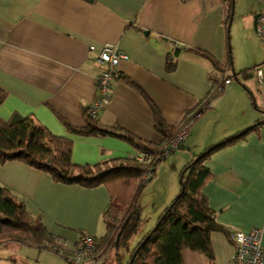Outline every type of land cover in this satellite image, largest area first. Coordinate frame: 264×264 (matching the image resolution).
<instances>
[{"label": "crops", "instance_id": "obj_1", "mask_svg": "<svg viewBox=\"0 0 264 264\" xmlns=\"http://www.w3.org/2000/svg\"><path fill=\"white\" fill-rule=\"evenodd\" d=\"M240 1L224 5L222 0H0V87L6 91L0 118L6 120L13 113L30 116L51 133L70 138L71 161L76 164L138 151L119 137L69 132L61 120L84 124V109L97 96L99 52L104 43H112L128 58L116 65L111 96L98 113L102 124L119 125L160 143L163 134L154 127L151 103L167 124L175 125V131L194 111L200 112L178 149L159 162L148 185L159 184L162 191L157 209L174 197L178 188L174 177L195 154L260 120L256 128L204 160L211 177L202 191L226 229L260 227L264 251V84L252 67L264 57L253 24L264 0L241 11ZM227 15L231 16L228 25ZM230 26L233 31L243 28L246 43L243 61L236 66L239 72L233 65L240 61L230 46L231 67L225 73L232 71L238 81L231 78L206 107L212 84L209 74L218 72L191 48L207 50L219 62L229 61L226 30L229 34ZM169 55L175 59L172 69L165 67ZM169 168L171 176L166 173ZM0 182L23 197L29 211L68 246L79 231L96 236L100 225H105L102 213L109 194L103 184L55 181L48 172L15 159L0 161ZM211 245L212 262L205 253L186 247L181 251L184 264H226L234 250L232 240L215 230Z\"/></svg>", "mask_w": 264, "mask_h": 264}, {"label": "trees", "instance_id": "obj_2", "mask_svg": "<svg viewBox=\"0 0 264 264\" xmlns=\"http://www.w3.org/2000/svg\"><path fill=\"white\" fill-rule=\"evenodd\" d=\"M230 17L227 15V25ZM226 41L229 57L226 62H219L207 50L191 48L208 59L217 70V74H209L213 82L230 76L225 73L231 67L228 30ZM174 63V57L167 56L165 67L172 69ZM120 78L140 90L126 75H121ZM5 97L6 91L0 87V104ZM151 105L154 127L163 134L160 143L143 139L119 125L102 124L98 116L92 117L89 114L88 106L84 109V124L81 126L72 125L60 117L69 132L84 136L119 137L135 149L148 152V161L125 156L94 164H76L71 161L73 142L70 138L55 135L34 118L18 113H13L6 120L0 118V161H23L48 172L55 181L83 186L103 184L109 194V204L103 211L102 218L109 233L105 242L100 243V257L109 247L127 244L137 230L141 190L156 172L157 165L162 160L157 156L175 131V125L167 124L157 108L152 103ZM259 122L260 120L210 145L183 166L179 193L158 216L156 228L148 229L132 248L130 256L138 247L131 264H184L181 251L186 247L205 253L210 262L214 260L211 232L222 231L228 236V231L216 220L215 212L202 191L203 185L211 177L209 168L203 162L215 150L235 142L249 130L256 128ZM147 169L151 170V175L145 182H141V175ZM143 239L144 242H141ZM5 241H17L39 249H49L50 244L55 242V237L41 219L29 211L21 196L8 186H0V243Z\"/></svg>", "mask_w": 264, "mask_h": 264}, {"label": "built area", "instance_id": "obj_3", "mask_svg": "<svg viewBox=\"0 0 264 264\" xmlns=\"http://www.w3.org/2000/svg\"><path fill=\"white\" fill-rule=\"evenodd\" d=\"M227 5L230 0H222ZM255 31L259 41L264 45V5L259 11ZM128 58L125 51L119 50L110 42L102 45L98 59L102 64L96 76L97 96L89 103L88 112L92 117L98 116L102 106L109 100L111 94L109 87L115 76L116 65L121 59ZM257 80L264 84V71L260 65L255 67ZM231 77L226 76L217 82H213L205 97V106L211 105L212 101L219 95L224 88V84L230 81ZM199 110L194 111L192 115L184 119L173 133L168 143L158 154V158H165L171 150L178 147L180 141L185 138L188 128L195 116L199 115ZM129 158L141 161H148L150 155L148 152L138 150L128 154ZM151 175V170L147 169L141 175V182H145ZM228 237L232 240L234 250L226 264H264V251L261 241V228L254 226L248 231H242L233 228H227ZM101 241L92 233L79 231L77 239L73 245H66L61 238L55 237V242L50 244L49 249L56 253H61L67 264H96L100 252Z\"/></svg>", "mask_w": 264, "mask_h": 264}, {"label": "rangeland", "instance_id": "obj_4", "mask_svg": "<svg viewBox=\"0 0 264 264\" xmlns=\"http://www.w3.org/2000/svg\"><path fill=\"white\" fill-rule=\"evenodd\" d=\"M258 1L262 2L263 4V0H241L240 11L254 6ZM242 32H243V28L241 26L234 27V31L233 29L231 30V26L229 28V43L231 49H233L234 46V51L236 52V55L240 61V62L237 61L234 62L233 67L236 69V72H239V69L236 66L243 61L244 54L246 53V46H245L246 43H244V37L242 36ZM260 44L261 47L264 49V45L261 42ZM258 65L261 66L264 65V57H263V62ZM256 66L257 65L252 67L254 68ZM248 70L247 71L249 72V74L253 72V69H248ZM230 75L232 81L234 82L238 81L237 78L234 77L232 71L230 72ZM237 76H240L239 73L237 74ZM177 149L178 148H175V150ZM173 151L174 150H171L170 153H172ZM166 157L163 158L160 161V163H164ZM166 173L167 175L170 173L171 176V169L170 168L167 169ZM179 178H180V173H178L174 177V184L175 186H178V188L175 191L174 197L179 193L181 188ZM152 179L153 177L146 183V185L141 190L139 196L138 202L140 206V221L137 230L130 237L127 244H119L117 246L107 248L104 251V253L98 258L96 264H127L130 258V252L132 248L136 245V243L140 240V238L147 232V230L153 227V225L156 223V220L163 211V209L166 206H168L170 202L173 200L174 197H172L170 201L165 203L164 207H158L157 209L156 206L161 204L162 191H160L159 184H155V185L153 184L151 186H148L150 185ZM160 185L162 186V184ZM0 186H5V185L4 183L0 182ZM106 234H107V229L105 225L102 223L100 225L99 230L96 233V236L102 243H104L106 239ZM0 264H67V263L61 253L60 254L56 253L55 251L50 250L48 248L39 249L34 245H28L17 241H5L0 243Z\"/></svg>", "mask_w": 264, "mask_h": 264}, {"label": "water", "instance_id": "obj_5", "mask_svg": "<svg viewBox=\"0 0 264 264\" xmlns=\"http://www.w3.org/2000/svg\"><path fill=\"white\" fill-rule=\"evenodd\" d=\"M258 13L259 12L255 13L254 16H253V24H254V26H255V22H256V18H257ZM179 180L182 181V178L180 177ZM157 224H158V221H156V223L153 225L152 229H155ZM141 242H144V239ZM137 249H138V247L133 251L132 255L130 256V258H129L128 262H127V264H131L132 263L135 255H136Z\"/></svg>", "mask_w": 264, "mask_h": 264}, {"label": "bare ground", "instance_id": "obj_6", "mask_svg": "<svg viewBox=\"0 0 264 264\" xmlns=\"http://www.w3.org/2000/svg\"><path fill=\"white\" fill-rule=\"evenodd\" d=\"M184 173V172H183Z\"/></svg>", "mask_w": 264, "mask_h": 264}]
</instances>
